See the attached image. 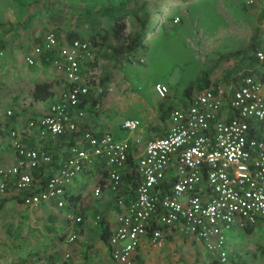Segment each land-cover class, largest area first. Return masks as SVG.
<instances>
[{
  "label": "built area",
  "instance_id": "built-area-1",
  "mask_svg": "<svg viewBox=\"0 0 264 264\" xmlns=\"http://www.w3.org/2000/svg\"><path fill=\"white\" fill-rule=\"evenodd\" d=\"M177 20L176 16L172 19ZM30 50L23 57L27 64L35 55L52 53L49 62L62 71L65 85L45 112L26 120L23 130H33L42 140L77 130L83 111L75 105L91 80L97 82L89 65L93 60L89 40L73 38L59 43L52 31H45ZM253 56L257 67L195 88L186 100L169 108L164 133L146 139L134 163L140 176L134 197L126 203L120 196L114 197L120 209L107 237L112 260L128 263L145 235L151 246H160L165 230L200 240L205 250L213 251V257L225 264L232 248L231 233L245 231L258 221L264 223V39ZM153 90L159 97L166 93L161 82H155ZM5 112L9 114L10 109ZM138 124L136 117L121 121L128 130ZM20 133L17 126L9 131L14 159L0 165V193L14 188L28 205L53 201L55 207L63 208L65 187L97 160L105 169L104 186L117 190L127 165L126 139L95 132L93 127L81 129L79 143L67 146L66 155L39 184L30 170L50 163L51 154L28 146ZM100 187L96 183L92 193L97 195ZM65 216L71 223L81 221L74 212L67 211ZM99 218L94 214L92 222L96 224ZM75 237L71 228L65 241Z\"/></svg>",
  "mask_w": 264,
  "mask_h": 264
},
{
  "label": "crops",
  "instance_id": "crops-1",
  "mask_svg": "<svg viewBox=\"0 0 264 264\" xmlns=\"http://www.w3.org/2000/svg\"><path fill=\"white\" fill-rule=\"evenodd\" d=\"M41 33L40 29H34L29 24L26 27L11 26L9 29H0V35L5 41L0 51V120H3V112L9 106L16 116L13 125L21 129V140L28 146L44 148L51 154L52 161L42 164L41 175L47 177L66 155V140L59 141L57 137L42 140L36 137L33 130L26 132L23 128L28 118L37 117L46 111L48 104L57 98L59 91L65 85V79L62 71L51 66L45 55L44 58L41 57L42 54L35 55L31 64L24 61V55L31 53V45L42 38ZM66 41L64 36L58 39L59 43ZM103 52V48L97 52V62L100 61ZM92 67L94 69V66ZM94 71L96 72L95 69ZM102 71L97 70V76H100ZM110 72L112 76L105 84L106 92L101 97L100 103L89 110H84L80 122H88L94 129L111 132L116 138L126 139L127 157L135 163L146 139L162 135L167 126V124L162 125L159 120L157 104L162 102L164 105L173 106L177 101L171 102L165 99L166 96L157 95L159 100L149 104L152 106L129 111V105H137L138 96L132 94L123 72L118 75L113 70ZM42 80L51 81L52 94L44 99H32L30 92L33 83ZM93 85L95 87L93 92L97 94L99 87L96 83ZM138 99L141 102V98ZM104 105H112V109L107 110ZM119 112L124 114H118ZM166 116L168 118V113ZM128 117L139 119L140 127L136 131L140 134H133V130L137 127L132 130L122 127L121 121ZM3 139L6 143L8 137L0 138V165H7L13 161L14 152L3 142ZM97 162L101 163V161ZM128 162L122 169L121 175L130 170ZM101 175L98 163L95 169L81 170L72 183L65 187L66 203L63 208L55 207L53 201H41L36 206L28 205L16 199L20 196L14 188L0 193V213H2L0 215H3L0 222L7 227L11 226L10 231L14 228V236L12 235L16 247L13 248L14 258L30 249L40 250L37 256L17 264H121L109 257L107 239L103 241L100 232L101 226L105 225L108 235L116 224L115 216L120 208L114 197L118 195L123 199L130 195L122 185L114 192L107 189L104 184L97 195L93 194V186L96 183L101 185ZM89 181L91 186L87 187ZM67 211L79 214L81 221L71 223L65 216ZM96 213L100 215V220L94 224L92 217ZM45 225L50 226V231L45 229ZM71 228L75 230L76 237L73 241H65L66 234ZM162 233L163 241L158 247L151 246L147 236H143L129 264H168L172 258L175 259L182 252L187 253L190 259H195V264L201 262L219 264L209 263L214 257L207 253L200 240L175 231L162 230ZM231 238L229 236L228 240L230 241ZM260 247H263L261 250L264 251V246Z\"/></svg>",
  "mask_w": 264,
  "mask_h": 264
},
{
  "label": "rangeland",
  "instance_id": "rangeland-1",
  "mask_svg": "<svg viewBox=\"0 0 264 264\" xmlns=\"http://www.w3.org/2000/svg\"><path fill=\"white\" fill-rule=\"evenodd\" d=\"M118 1H124L128 6L132 3V0H0V22L19 28L23 18L30 13L29 26L34 29L44 31L45 26L48 29L62 28L60 35L56 36L58 40L63 37L64 29L75 25L80 9H94L99 5ZM133 1H144L150 13L143 40L144 50L138 54L139 60L123 61L114 66L105 53H102L100 61L93 65L96 76L100 69L113 70L117 75L124 73L132 94L141 98L140 102L137 97V105H129V111L152 106L149 104L159 100L153 90L154 81L165 85V99L178 103L187 99L182 93L185 85L194 80L202 81L204 73L208 80H213L222 78L223 73L236 64L240 69L228 72L229 75L238 73L241 68L257 67L253 55L250 59L241 58L240 55H226L229 51L244 48L252 36L264 35V0ZM175 16L178 20L172 21ZM125 21L127 30L130 28L131 18ZM109 64L111 65L108 66ZM111 76L110 72V79ZM104 106L107 110L112 109V105ZM159 120L162 125L168 123L167 116ZM139 127L140 125L133 130L134 135L140 134L136 131ZM86 186L90 187L91 182ZM0 218L3 219V215ZM230 236L232 238L229 244L231 250L235 251L234 254L239 256L238 261L242 264H264V251L257 247L264 246L263 222H256L250 232L239 229L234 230ZM3 237L4 234L0 233V240ZM183 250L185 251L184 248ZM207 253L210 256L214 254L213 251ZM235 255L231 253L228 258L236 259ZM195 262V259H190L187 253L182 252L168 264ZM129 263L130 261L126 264Z\"/></svg>",
  "mask_w": 264,
  "mask_h": 264
},
{
  "label": "trees",
  "instance_id": "trees-1",
  "mask_svg": "<svg viewBox=\"0 0 264 264\" xmlns=\"http://www.w3.org/2000/svg\"><path fill=\"white\" fill-rule=\"evenodd\" d=\"M145 2L141 1L140 3H137V1H133L130 6L126 5L124 1H118L116 3H109L104 5H99L97 8L91 9V8H83L80 9L77 12L76 18H75V25L71 28H66L63 31V36L65 40L69 41L73 38H81V39H87L90 42V45L92 47L93 52V60L89 63V65L93 66L94 62H97V52L100 50V48H103L106 58L112 60V64L115 66V64L119 65L120 62H130L132 60H138L139 56L138 54H141L144 50V38H145V28L149 22L150 19V13L146 9ZM31 17V14L28 13L22 20L20 26L26 27L29 24L28 18ZM131 18V25L130 28L125 30L126 27V19ZM11 26L6 25L5 23L0 22V29H9ZM45 30L42 31L41 34H43L45 31H52L55 36L60 35V31L62 28L59 27H51L50 29L47 28V26L44 27ZM264 39V35L260 37V35L252 36L250 40L248 41L247 45L244 48H238L233 51H229L226 56H234V55H240L241 58L246 57L250 59V57L253 55L254 49L261 43V41ZM41 39L37 41L36 43H40ZM5 45V41L2 39L0 35V51ZM41 57L44 58V55L49 60V55L52 53L48 52H42ZM237 64L233 65L230 69L226 70L225 73L222 75V79L227 78L228 76H231L232 78L235 77V73L232 75H229L228 72H233L236 70H239ZM243 72H248V69L241 68ZM205 73L203 74V80L202 81H190L185 85V87L182 89V93L187 96L193 89L199 88L203 85H205L208 82V79L205 77ZM239 75V74H238ZM110 79V71L103 70L100 74V76L97 78L96 86L99 87V90L97 91V94H94L93 90L95 89L93 80L89 84L86 93L81 95L79 97V101L75 105L76 108H79L83 111L89 110L93 108L96 104L100 103L101 97L106 92L105 84ZM219 79V78H217ZM51 81L50 80H42V81H36L33 83L32 90L30 92L32 99H44L52 94V89L50 88ZM88 103V105H85ZM172 107V105H164L162 102L157 104V108L159 111V117L160 119H164L165 116L168 113V109ZM6 109H10V113L7 114L5 111ZM4 110V117L3 120H0V138H5V136L8 137L9 131L16 127L13 125V122L15 121L16 116H14V112L12 108H6ZM83 128L91 129V125L87 123H79L77 130L70 131V132H64L59 135H57L56 139L59 141L66 140L67 146L72 143H79L80 135L79 132ZM95 132H102L98 129H95ZM4 142V139H3ZM5 143V142H4ZM6 145H9L10 148L11 144L9 142V139L5 143ZM12 152L13 149H12ZM100 161V160H97ZM127 161H129L128 168L130 167V170L128 172L123 173L120 175V185L123 187H126V191L130 197L125 196L123 197V201L126 203L128 200L132 199L135 194V188L136 185L140 179L139 174H137L135 165L133 161L127 157ZM97 163L99 165V169L102 173V179H101V186L103 185L104 181V174L105 169L102 166V162H94L90 167H84V169H95L97 168ZM42 170V164H40L37 167H34L30 170V174L32 178L39 184H42L44 179L47 177L44 175H41ZM119 188H117L118 190ZM116 190V191H117ZM27 193V191L23 192ZM118 196V195H117ZM17 200L21 201L22 197H17ZM100 220V218H99ZM98 220V221H99ZM154 225V224H153ZM155 227H161L159 225H154ZM254 225H248L245 227V231L250 232L252 230ZM153 227V226H152ZM45 229L47 231H50V226L45 225ZM11 230V226H6L4 223L0 222V233L4 234V237L0 240V264H17V263H23L25 261L30 260L33 256H37L40 250L38 249H30L27 252H25L23 255H19L16 259L14 258V235L13 231L14 228ZM13 235V236H12ZM109 235V233H108ZM107 235V229L105 225L101 226V232H100V238L104 241L108 237ZM18 245V244H17ZM260 250L263 249V247L257 246ZM16 249V247H15ZM235 255V251H230L229 254ZM235 253V254H234ZM236 259L234 258H228L225 264H242L240 261H238L239 256L235 255ZM211 262L219 263L217 258H211ZM220 264V263H219Z\"/></svg>",
  "mask_w": 264,
  "mask_h": 264
}]
</instances>
